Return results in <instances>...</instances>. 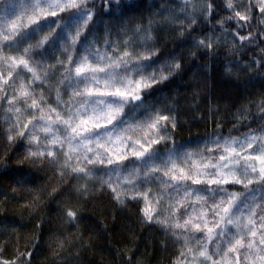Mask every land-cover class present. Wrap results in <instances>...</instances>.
<instances>
[{"label":"clouds","instance_id":"9594fccd","mask_svg":"<svg viewBox=\"0 0 264 264\" xmlns=\"http://www.w3.org/2000/svg\"><path fill=\"white\" fill-rule=\"evenodd\" d=\"M213 65L240 99L205 117ZM262 170L264 0H0V216L49 205L23 243L7 230L0 264H33L37 245L45 264H85V230L106 226L83 213L102 196L140 205L162 264H264ZM131 251L110 264H142Z\"/></svg>","mask_w":264,"mask_h":264},{"label":"trees","instance_id":"16d2710c","mask_svg":"<svg viewBox=\"0 0 264 264\" xmlns=\"http://www.w3.org/2000/svg\"><path fill=\"white\" fill-rule=\"evenodd\" d=\"M247 59V57H245ZM187 73H185V79ZM188 92H191V85H186ZM234 86H230L228 82H221L218 78V69L213 65V78L210 90L199 97V110L202 114L207 115L206 109L209 99L213 103L222 105L225 101H229L235 105L240 99V93L233 91ZM184 93V89H181ZM181 115H187L190 119L192 114L182 111ZM217 121L215 117L211 121H201L193 124L189 132L184 125H181L177 132L178 139H187L192 135L202 132L206 127H216ZM229 125L226 123L225 128ZM23 198L11 200L6 206L5 213L0 216V240L4 241L5 250L4 258L9 259L12 256V246L7 241L5 233L12 227L20 228V241L24 242L27 235L33 234L38 225L39 215L49 210V205H44L38 214H30V209L25 207ZM83 213L86 226H92L95 231L100 232L102 226H106V230L100 232L98 236L85 230L88 247L82 253L85 264H110L115 259V250L128 247L132 251L129 253L133 260L139 259L142 264H162V260L166 259L160 250V232L150 224L140 223L139 216L140 205L130 203L129 207L120 210L109 202L108 197H100L89 202ZM14 222V223H13ZM21 224L23 227H20ZM40 233L41 242L43 241L45 232L51 225H41ZM39 253V255H37ZM49 256L47 249H42L40 245L33 251V264H45ZM60 264H67V261H61Z\"/></svg>","mask_w":264,"mask_h":264},{"label":"snow or ice","instance_id":"6c2138e0","mask_svg":"<svg viewBox=\"0 0 264 264\" xmlns=\"http://www.w3.org/2000/svg\"><path fill=\"white\" fill-rule=\"evenodd\" d=\"M53 15H55V14H53ZM83 70L84 69H82V68L81 69H78V71H83ZM121 95H123V93H121ZM256 159H259V157H256ZM262 172H264V170H262ZM144 211H145L146 214H149L151 212L150 206L147 207V208H145ZM70 215H71V213H70Z\"/></svg>","mask_w":264,"mask_h":264}]
</instances>
